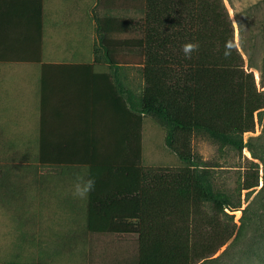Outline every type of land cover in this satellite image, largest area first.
<instances>
[{
	"label": "trees",
	"instance_id": "trees-1",
	"mask_svg": "<svg viewBox=\"0 0 264 264\" xmlns=\"http://www.w3.org/2000/svg\"><path fill=\"white\" fill-rule=\"evenodd\" d=\"M142 12L134 44L144 80L138 111L165 128V144L181 164L147 165L140 150L122 164L93 166L91 178L108 181L95 183L84 223L90 233L138 235L137 264H198L235 234L236 224L221 217L233 221L226 208L241 204L214 187L193 152V136L241 151L264 109V91L245 69L224 0H144ZM187 42L199 44L191 58L182 50Z\"/></svg>",
	"mask_w": 264,
	"mask_h": 264
},
{
	"label": "crops",
	"instance_id": "crops-1",
	"mask_svg": "<svg viewBox=\"0 0 264 264\" xmlns=\"http://www.w3.org/2000/svg\"><path fill=\"white\" fill-rule=\"evenodd\" d=\"M139 5L0 0V191L17 171L31 173L39 188H68L70 212L78 204L86 216L90 193L73 196L77 174L143 153L151 116L138 111Z\"/></svg>",
	"mask_w": 264,
	"mask_h": 264
},
{
	"label": "rangeland",
	"instance_id": "rangeland-1",
	"mask_svg": "<svg viewBox=\"0 0 264 264\" xmlns=\"http://www.w3.org/2000/svg\"><path fill=\"white\" fill-rule=\"evenodd\" d=\"M235 39L264 91V0H224ZM140 4V5H139ZM140 23L144 0H138ZM262 117V119H261ZM143 160L147 165L177 166L180 158L165 144V128L153 117L144 124ZM244 148L220 145L196 133L192 149L211 172L214 187L226 193L235 234L210 259L198 264H264V109L254 131L244 133ZM257 184L247 189V184ZM65 186L37 187L31 173L17 171L0 191V264H137L136 234L90 233L82 206L70 212ZM209 213H213L207 206ZM76 229V237L74 231ZM86 242V244H85Z\"/></svg>",
	"mask_w": 264,
	"mask_h": 264
},
{
	"label": "clouds",
	"instance_id": "clouds-1",
	"mask_svg": "<svg viewBox=\"0 0 264 264\" xmlns=\"http://www.w3.org/2000/svg\"><path fill=\"white\" fill-rule=\"evenodd\" d=\"M225 55L230 54L232 48L231 42L226 44ZM182 50L186 58H191L193 52L199 50V44L196 42H187L182 45ZM95 181L88 176V170L85 168L82 173H78L76 176V183L73 189V196L79 199H87L88 194L94 190Z\"/></svg>",
	"mask_w": 264,
	"mask_h": 264
}]
</instances>
